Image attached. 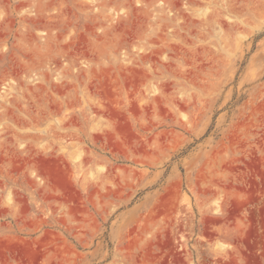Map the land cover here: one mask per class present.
Instances as JSON below:
<instances>
[{"label":"rangeland","instance_id":"1","mask_svg":"<svg viewBox=\"0 0 264 264\" xmlns=\"http://www.w3.org/2000/svg\"><path fill=\"white\" fill-rule=\"evenodd\" d=\"M0 264H264V0H0Z\"/></svg>","mask_w":264,"mask_h":264}]
</instances>
